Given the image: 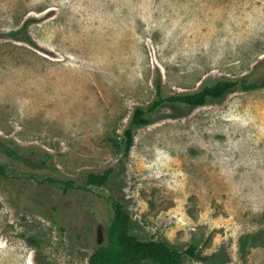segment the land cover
Wrapping results in <instances>:
<instances>
[{
  "label": "rangeland",
  "instance_id": "obj_1",
  "mask_svg": "<svg viewBox=\"0 0 264 264\" xmlns=\"http://www.w3.org/2000/svg\"><path fill=\"white\" fill-rule=\"evenodd\" d=\"M225 77L264 78V0H0V264H89L114 198L143 240L264 264V89L164 105L120 161L158 83Z\"/></svg>",
  "mask_w": 264,
  "mask_h": 264
},
{
  "label": "trees",
  "instance_id": "obj_2",
  "mask_svg": "<svg viewBox=\"0 0 264 264\" xmlns=\"http://www.w3.org/2000/svg\"><path fill=\"white\" fill-rule=\"evenodd\" d=\"M18 41H29L27 25L21 29L7 34ZM264 89V78L261 81H251L248 77L221 78L212 83L204 84L195 92L178 93L170 96L164 95L160 83L157 84L155 100L146 107H136L128 126L124 130L121 162L130 154L134 145L136 129L146 127L153 123L151 115L158 112L164 105H184L189 108L201 107L210 101H222L227 95L236 90L255 91ZM118 147V144H114ZM13 156L10 149L2 150ZM114 168H109L104 173L90 172L86 183L77 188L88 189L89 186H107L114 174ZM66 189L73 187L72 181L68 182ZM113 217L107 228V242L97 247L89 257V264H184L190 258L215 264H225L219 256L211 258L204 256L195 245L180 251L161 240H143L133 232V220L125 205L117 199H112ZM214 259V260H212Z\"/></svg>",
  "mask_w": 264,
  "mask_h": 264
}]
</instances>
